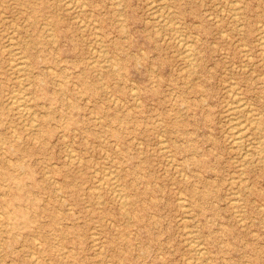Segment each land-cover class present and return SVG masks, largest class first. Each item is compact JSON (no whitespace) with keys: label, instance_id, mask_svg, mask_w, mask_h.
Here are the masks:
<instances>
[{"label":"rangeland","instance_id":"374dc122","mask_svg":"<svg viewBox=\"0 0 264 264\" xmlns=\"http://www.w3.org/2000/svg\"><path fill=\"white\" fill-rule=\"evenodd\" d=\"M263 43L264 0H0V264H264Z\"/></svg>","mask_w":264,"mask_h":264},{"label":"bare ground","instance_id":"6f19581e","mask_svg":"<svg viewBox=\"0 0 264 264\" xmlns=\"http://www.w3.org/2000/svg\"><path fill=\"white\" fill-rule=\"evenodd\" d=\"M78 1V0H77ZM69 2H71V1H69ZM153 2H154V0H153ZM236 2V1H235ZM3 3V2H2ZM67 4V3H66ZM69 4V3H68ZM72 4H73V2H72ZM238 4H239V2H238ZM165 5V4H164ZM230 5V4H229ZM169 6V5H168ZM161 7V6H160ZM162 7H163V5H162ZM224 7V6H223ZM71 9V8H70ZM163 9H164V7H163ZM163 9H162V11H163ZM80 10V9H79ZM233 10V9H232ZM234 10H236L237 11V9H234ZM159 12V11H158ZM229 12V11H228ZM165 13H166V11H165ZM168 13V12H167ZM166 13V14H167ZM236 14V13H235ZM235 16H237V15H234V17ZM238 17V16H237ZM242 20V19H241ZM94 21H96V20H94ZM165 21H167V19L165 20ZM174 21V20H173ZM172 23H174V22H172ZM172 23H170L171 25H172ZM241 27V26H240ZM49 29V28H48ZM52 31H53V29H52ZM16 32V31H15ZM178 33V32H177ZM225 35L227 34V33H225V32H223ZM14 34V33H13ZM54 34V33H53ZM97 34V33H96ZM188 34V33H187ZM55 35V34H54ZM98 35V34H97ZM100 35V34H99ZM182 35V34H181ZM180 35V38L181 39H177V40H179V45L180 46H182V48H183V51H184V55H185V58L188 60V61H191L192 60V54H193V48H192V42H188V41H186L184 38H182V36ZM189 35V34H188ZM53 35H51V37H52ZM183 36H184V34H183ZM230 36V35H229ZM228 36V37H229ZM48 37V36H47ZM177 37V36H176ZM185 37V36H184ZM10 38V37H9ZM125 38V37H124ZM262 38V37H261ZM14 39V38H13ZM13 39L11 40V42H10V51H11V54H12V57H11V65H12V68L13 69H15V71L18 73V79L20 78V77H22L23 76V78L22 79H25V75H26V70H27V68H28V64H27V60H25V58H24V56L21 54H19V53H21V52H19V51H17V43L15 42V41H13ZM16 40V39H15ZM176 40V41H177ZM55 41V40H54ZM99 42H102V41H99ZM190 43V44H189ZM261 44V43H260ZM264 44V43H263ZM9 45V44H8ZM94 47V46H93ZM103 47V46H102ZM105 47V46H104ZM95 49L96 48H94L93 50L95 51ZM198 50V49H197ZM99 51H100V49H99ZM107 52H108V50H107ZM120 52V51H119ZM103 53V52H102ZM19 54V55H18ZM105 55V54H104ZM181 56V55H180ZM183 56V55H182ZM195 56V55H194ZM33 57H34V55H33ZM101 57V56H100ZM113 58V57H112ZM113 60H114V58H113ZM178 60H180V59H178ZM108 61H109V59H108ZM93 63V62H92ZM103 63L104 62H102V65H103ZM95 64V63H94ZM115 66V65H114ZM106 67V66H105ZM197 67V66H196ZM195 71V70H194ZM103 78V77H102ZM102 78H101V80H102ZM21 79V78H20ZM23 81L24 80H22L21 81V83H23ZM102 83V82H101ZM233 84V83H232ZM104 86V85H103ZM23 87V86H22ZM21 87V88H22ZM24 88V87H23ZM19 89V90H16V92H14L11 96H10V98H9V105L13 108V109H15L16 111H17V113L21 116V117H31V119L30 120H33L32 118V114L36 111H34V109L31 107V105H30V103H29V99H28V96H27V93H26V89L24 88V89ZM133 89V88H132ZM134 91V90H133ZM230 93V92H229ZM29 94V93H28ZM236 94H238V93H236ZM236 97V96H235ZM30 100H31V98H30ZM115 100H117V98L115 99ZM123 100V99H122ZM124 101V100H123ZM138 101V100H137ZM242 101H245V100H242ZM242 101H241V103H242ZM115 102V101H114ZM140 102V101H139ZM139 102H137V103H139ZM238 102V101H237ZM246 104V103H245ZM244 104V106L243 105H237L236 106V104H235V108H234V110L237 112V111H243V113H244V107H247L246 105ZM139 105V104H138ZM234 107V106H233ZM230 110V109H229ZM247 111H249V110H247ZM228 112V111H227ZM249 113H251V112H248L247 114H249ZM40 114H42V113H40ZM234 115V114H233ZM262 115V114H261ZM236 116V115H235ZM242 116V115H241ZM241 116H239L240 118H241ZM255 116V115H254ZM228 117V116H227ZM238 117V116H237ZM242 117H244V116H242ZM251 119H253V118H251ZM230 120V119H229ZM228 120V121H229ZM231 120H234L235 121V119H231ZM230 120V121H231ZM240 120V119H239ZM238 120V121H239ZM254 120V119H253ZM162 121V120H161ZM255 121H256V119H255ZM33 122V121H32ZM231 122H233V121H231ZM247 123V122H246ZM252 123H255L254 121L252 122ZM32 124V123H31ZM36 123H34L33 125H35ZM244 124H245V122H238L236 125H231V126H233V128H234V130H236V132L234 133V137H233V143H234V145L237 147V148H243V141H242V139H244L243 137H244ZM36 126V125H35ZM230 126V127H231ZM250 127V126H249ZM15 128V127H14ZM231 129H232V127H231ZM258 129H260V128H258ZM248 129H246V131H247ZM14 131H15V129H14ZM13 134H14V132H13ZM16 134V133H15ZM249 134V133H248ZM251 135V134H250ZM65 136V135H64ZM248 136V135H247ZM246 136V137H247ZM162 138H163V136H161ZM231 138V137H230ZM254 138V137H253ZM264 138V137H263ZM262 139V138H261ZM261 139L259 140V142H261ZM34 140V139H33ZM248 140V139H247ZM253 140V139H252ZM252 140H251V144H252ZM254 140H256V138L254 139ZM163 141V140H162ZM161 141V142H162ZM250 141V140H249ZM164 142H165V140H164ZM163 142V143H164ZM248 142V141H247ZM163 143H161V144H163ZM165 143H167V141L165 142ZM164 143V144H165ZM250 143V142H249ZM118 144V143H117ZM243 145V146H242ZM254 145V144H253ZM258 145H259V143H258ZM257 144H256V146H258ZM260 145H261V143H260ZM249 146H251L250 144H249ZM235 147V148H236ZM247 148H248V146H247ZM263 148V147H262ZM166 149V148H165ZM241 150V149H240ZM243 150H245V147H244V149ZM256 150H257V148H256ZM262 149L260 148V151H261ZM263 150H264V148H263ZM71 151V150H70ZM162 151V150H161ZM248 151H250V149H248ZM72 152H73V150H72ZM71 152V153H72ZM245 152V151H244ZM262 152V151H261ZM248 153V152H247ZM247 153H245V157H246V154ZM250 153V152H249ZM251 153H253V152H251ZM257 154V153H256ZM67 156V155H66ZM244 156V155H243ZM68 157V156H67ZM74 157V156H73ZM81 157V156H80ZM82 158V157H81ZM80 161V160H79ZM247 162H249V161H247ZM246 162V163H247ZM261 162V161H260ZM178 165V164H177ZM246 165V164H245ZM242 166V165H241ZM175 167V166H174ZM177 167V166H176ZM45 168V167H44ZM108 169V168H107ZM96 170H99V169H96ZM95 170V171H96ZM109 170V169H108ZM113 170V169H112ZM99 172V171H98ZM107 172V171H106ZM111 172V171H110ZM112 172H114V171H112ZM111 172V173H112ZM97 173V172H96ZM99 174V173H98ZM107 174V173H106ZM114 173H112V175H113ZM105 175V174H104ZM244 175V174H243ZM105 176H107V175H105ZM116 176H118V175H116ZM108 177H110V176H108ZM237 178V177H236ZM113 179V178H112ZM114 179H116L115 177H114ZM235 179V178H234ZM232 180H233V178H232ZM236 180V179H235ZM108 181H110V183H112V180H111V178H108ZM102 182H104V181H102ZM57 184H58V182H56ZM15 186L17 187V188H20L21 187V182L20 181H18V180H16L15 179ZM118 186H120V185H118ZM247 186V185H246ZM247 188V187H246ZM120 189V188H119ZM237 189V188H236ZM117 190V189H116ZM121 191V190H120ZM56 192V191H55ZM114 192H115V190H114ZM117 192V191H116ZM119 195H121V193L119 194ZM61 196V195H60ZM128 196V195H127ZM124 197H125V195H124ZM65 198V197H64ZM183 198V197H182ZM238 198V197H237ZM124 200V199H123ZM182 201H183V199H181ZM184 200H186L185 198H184ZM125 201V200H124ZM239 200H237L236 202H238ZM101 202V201H100ZM231 202V201H230ZM182 203V202H181ZM125 206V205H124ZM182 206H185V205H182ZM187 206V208H188V205H186ZM125 208V207H124ZM123 208V209H124ZM184 208V207H183ZM128 212V211H127ZM2 213V212H1ZM236 213H237V210H236ZM3 214L6 216V219H8V220H6V222H7V224L8 225H11V227L12 228H16V227H20L19 225H20V222L23 224V225H29V223H30V218H29V216L27 215V213L23 210V212H19V213H13V212H10V211H8V210H6V212H3ZM0 215H2V214H0ZM131 218V217H130ZM21 219V221L19 222L18 220H20ZM99 227V226H98ZM195 231V230H194ZM194 231H192V232H194ZM190 233V232H189ZM92 234V233H91ZM193 234V233H192ZM196 234H197V232H196ZM95 235V234H94ZM32 236H34V235H32ZM36 238V237H35ZM192 238L193 237H191V241H193L192 240ZM199 239V238H198ZM190 240V239H189ZM187 241V240H186ZM39 242V241H38ZM190 242V241H189ZM196 242V240L194 241V243ZM202 243V242H201ZM190 244V243H189ZM192 244H193V242H192ZM191 244V245H192ZM195 244H197V243H195ZM201 245V244H200ZM203 245V244H202ZM201 245V246H202ZM0 246H1V243H0ZM200 246V247H201ZM102 247V246H101ZM199 247V246H198ZM197 247V248H198ZM223 248V247H222ZM203 250H207V249H204L203 248ZM202 250V251H203ZM201 251V250H200ZM202 251H201V254H200V256H202V254L204 253H202ZM206 252V251H205ZM198 254H199V251H198ZM38 258V257H37ZM195 258V257H194ZM188 260V259H187ZM205 262V261H204Z\"/></svg>","mask_w":264,"mask_h":264}]
</instances>
